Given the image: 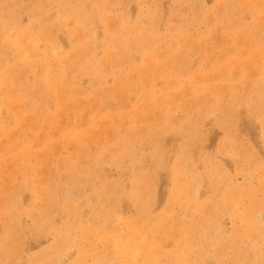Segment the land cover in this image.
Returning a JSON list of instances; mask_svg holds the SVG:
<instances>
[{
	"label": "bare ground",
	"instance_id": "obj_1",
	"mask_svg": "<svg viewBox=\"0 0 264 264\" xmlns=\"http://www.w3.org/2000/svg\"><path fill=\"white\" fill-rule=\"evenodd\" d=\"M52 1L55 2L58 16L52 24H43L41 20L44 10L42 5H51L50 0H40L37 10L32 7L28 8L34 14L37 12V15L35 14L25 27H18L16 18L0 21V110H6V118L0 117V139L8 136L6 132L9 131L12 118L18 124L26 121L30 126L28 129L36 132L43 125H51L53 116H57L62 106H64L66 111L87 108L90 111L89 116L93 117L97 110H103L104 108L101 99L103 94V97L124 101L126 95L129 94V87L132 85L141 87L143 91L147 89L143 94V99L147 102L148 109L151 107L153 113L158 110L159 114L142 127L133 125L131 121H128L131 117L140 119L141 114L137 110L136 113L131 115L128 113L129 115L127 116L123 113H118L117 115L115 112L116 116L114 117L108 116L105 112L104 116L98 118V121L108 119V125L116 126L117 132L121 130L120 128L123 129L126 138L116 139L115 142L119 145V153L114 157V162L120 164V166L125 161L132 163L133 173L128 188L119 182L109 183L107 180L99 178V188L88 190L89 192L84 196L85 201L82 205L79 204L73 198L74 195L71 194V191L91 184L95 173V168L92 166L93 156L88 152L79 159L72 158L70 162L62 164L59 169H62L67 174L64 181L60 180L58 172H45L46 170L44 169L45 171L42 170L44 173H41L35 170L31 163L28 165L30 167L28 170L26 167L18 170L21 174V179L11 180L8 182V188L0 189V264H17L19 259L21 248L16 243L15 238L20 232L18 217L21 212L20 198L23 192H28L32 196V202L25 213L31 217L39 232L45 233L46 229L51 227L50 220L56 212L64 214L68 218L62 228H50L55 233L54 243L50 251L41 254V257H43L41 262L37 263L36 259L30 258L28 264H56L55 255L60 251V245L64 246L66 243L64 239L72 238L74 241L83 236L87 238L90 236L106 247V253L102 250L94 258L92 256L95 262H99L100 257L112 255L114 257L113 261H116L117 256L120 257L114 264H147L149 259L155 256L156 250L160 248V242L164 239L163 237L172 238L175 236L173 243L174 247L177 248L175 255L178 258V262L182 264H199L198 256L204 250L201 248L196 253L193 249V246H195L194 239L190 236H193V233H195V230L199 228L202 222L208 226L212 224L213 220H209L208 214L212 213L215 216L217 208L220 207L222 201H225L223 204H226L227 201L233 200L234 205L238 206V198L242 187L223 186L225 189L221 196H218V181L208 179L211 187L215 188L213 195L206 203L210 204L208 214L206 212L205 217H193L200 209L196 205L197 198L194 196L193 191L198 184V176L194 168L188 165L187 152L190 150V134L193 137L199 135L197 122L192 121L189 117H181L175 121L174 116L167 109L169 107H178L183 112H190L196 109L206 114L218 111L223 112L224 110L228 118L219 123L225 124L229 122V116L231 114L234 115V107L243 104L249 108V111L258 110L256 113L258 118L261 119L264 129V79L260 82L255 80L257 83L254 84L247 83L242 79L243 77L231 78L228 76L227 78L215 77L216 81L214 83H208V72H212L215 69L216 71H221L215 66V59L209 57V55L204 60L207 63V68L196 69L192 72L193 74L197 72L194 76H188L184 82H179L180 85L184 83V85L190 86V89H183L182 87L173 89L172 80L175 78L172 75L175 71L174 69L185 65L186 60L192 54L202 53L204 50L207 52L210 46H222L223 35H228L235 44L243 43L245 45L255 42L257 31L259 29L260 31L264 30V0L241 2L242 6L256 12L254 16L255 23L248 27L230 22L223 25L215 17V21L218 22L213 28L216 29L217 35L213 39L202 38L203 36L195 39L186 33H182V29L177 27L172 29V37L170 39H163L155 34V18H152L141 30L137 31L134 27L127 26V17L123 15L115 18L109 17L106 14V0H92L93 2L87 4H82L77 0ZM16 5L17 2L15 0H8L4 10L8 12ZM221 12L223 14L234 13V5L230 2L226 3ZM93 18H99L106 26L105 41L96 42L102 49L103 56L98 61V67L93 70V74L102 81L104 77L101 73H103L102 70H105L107 75L114 77V81L109 88H105L103 91H101V88H94V92L89 98V101H92L86 104L87 99L76 100L74 98L75 94L83 97L84 94L74 87L73 76L70 74L76 75L91 70L87 65V59L92 56L90 49L91 44H94L91 36H89ZM68 19L74 20L72 29H65L64 22ZM15 28V35L12 36L11 34H14ZM52 30L65 31L70 44L68 53H60L57 42L52 38ZM9 50L11 51V57L8 56ZM133 52L138 53L141 57L138 63H135L131 58ZM241 63L243 66V62ZM117 71H119V74L115 76ZM223 71H226V69ZM28 75L33 76L32 80L27 81L25 79ZM66 75H69V77ZM198 75H203L202 77H204L202 88H196L193 84L197 81ZM160 79H163L166 85L157 90H151L152 83ZM224 96H226L225 99H223ZM182 99L184 100L183 102ZM165 105H167L166 108H163ZM51 106L56 111L53 116L49 110ZM27 114H31V118H28ZM56 119L59 118L56 117ZM60 119L64 120L61 117ZM62 126L63 124L60 125V127ZM174 129L179 131L182 141L178 147L180 154L171 170L173 188L168 195L167 209L160 215L152 216L149 208L152 204L153 173L151 170L147 171L143 167L141 168L146 159L139 158L137 153L131 151L132 148L130 146L134 145L135 142H140L144 147L150 146L152 143L153 152L148 157L154 158V155L160 152L158 144L161 139V133ZM89 133H86L87 136ZM70 135L72 134H69L68 131L66 143H74L70 141L77 140L82 143L81 140L84 139L78 138L79 135L77 134ZM101 135L103 136V134ZM95 137L97 138L98 136ZM38 143L40 142L38 141ZM5 146L3 154L11 155L13 149L10 147H12V144L7 143ZM37 147H24L18 158H21L23 163L28 160L32 161L37 156L35 154L39 152L34 153L31 149H36ZM69 147L73 148L72 144ZM101 151L106 152V149ZM244 154L246 161L249 162L252 159L255 162L252 152L247 151ZM12 157L8 156V159ZM161 164H163L162 159L160 161ZM46 165H49V163ZM213 170L218 169L213 167ZM11 173L14 175V172ZM5 178L3 179L4 181L8 179ZM260 179H264V174H262ZM226 182L227 180L223 183ZM62 185L66 186V191L60 195L57 186ZM118 191L120 193L126 191L125 193L131 199H134L133 204L136 206V216L127 222H121L116 211V203L119 198L117 196ZM251 191L250 188H247L245 194L250 197L252 195ZM260 191H262L263 195L261 200L256 202L252 197L249 198L252 205L251 211L234 213V220L238 222V227L233 233L235 238L234 240L228 239L226 241V246L230 252L229 261L231 264H248L254 259H260L262 261L261 264H264V222L254 214L256 210L258 211L257 214L264 211V188L262 186H260ZM190 203L192 208L187 209ZM104 206H110V210H104ZM172 206H177L175 212L171 211ZM83 207H90L94 210L92 216L96 224H86L81 221L79 212ZM187 212L191 216V220L187 219ZM200 213L202 214V210ZM117 223L127 227L128 234L126 237L115 226ZM177 231H181L182 234ZM207 233L208 230L203 231L202 228L197 232L198 235L202 234V237L204 236L205 238ZM157 234L161 237L157 238ZM238 240L243 241L246 245L242 246V248L238 247ZM221 247L222 245L217 244L214 249L216 248L219 251L222 249ZM123 254L130 257V260L128 258L129 262L126 263L123 260L121 257ZM179 255L184 256V258H179ZM93 259L91 260L93 261ZM88 260H90V257Z\"/></svg>",
	"mask_w": 264,
	"mask_h": 264
},
{
	"label": "rangeland",
	"instance_id": "obj_2",
	"mask_svg": "<svg viewBox=\"0 0 264 264\" xmlns=\"http://www.w3.org/2000/svg\"><path fill=\"white\" fill-rule=\"evenodd\" d=\"M77 1L82 4L93 2L92 0ZM106 1V14H108L109 17L115 18L123 15L127 17V26L134 27L137 31L141 30V28H143L152 18H155V34L163 39H170L172 37V29L176 27L181 28L182 33H186L195 39L199 36H203L202 38L207 37L213 39L217 35L216 29H214L213 26L217 25L218 21L223 25L230 22L243 27H248L255 23L254 16L256 12L250 11L242 6L243 1L248 0ZM15 2H17V5L12 7L10 11L6 12L4 8L8 4V0H0V21L16 18L18 20V27H25L29 24L34 15H37V12L34 14V12L30 11L28 8L32 7L37 10L39 8L40 0H15ZM228 2L234 5V13L229 12L223 14V12H221L223 6ZM50 3L51 5L49 6L42 5L44 10L41 20L43 24L46 25L52 24V22L58 17L55 2L50 0ZM215 17H217L218 21H215ZM188 23L189 25L186 26ZM64 26L65 29H72L74 27V20L68 19L64 22ZM15 30L16 28L13 31L14 34H11L12 36L15 35ZM105 34V24L101 22L99 18H93L89 36H91V40L94 41V44H91L90 49L92 51V56L87 59V65L91 68V70H88L85 73L81 72L76 75L70 74L73 76L72 79L74 87L84 94V97L82 95L75 94L74 98L76 100L87 99L85 102L86 104L91 103L92 100L89 101V98L94 92V88H101V91H103L105 88H109L114 81V77L107 75L105 70H102L103 73H101L104 77L102 78L103 80L101 79L102 81H100L98 77L93 74V70L98 67V61L103 56V51L96 44V42H104ZM51 35L57 42L60 48V53L66 54L70 51L69 40L64 30H52ZM222 37V46H210V49L207 52L204 50L202 53L199 52L197 54H192L189 59L186 60L185 65L174 69L175 71L172 75L173 78H175L172 80L173 89L179 87H182L183 89H190V86L184 85V83L180 85L179 82H184L188 76H194L197 72L195 74L192 72L196 69L207 68V63L204 60L208 55L209 57L215 59V66L221 70L216 71L215 69L212 72H208V83H214V81H216L215 77L227 78L228 76L231 78L243 77L242 79L247 83L254 84L257 83L255 80L260 82L264 79V30L260 31L259 29L257 31L256 41L245 45L243 43L235 44L228 35H223ZM8 56L11 57L10 50L8 51ZM131 58L135 63H138L141 59L140 55L136 52L131 54ZM234 60L235 62H233ZM241 62H243V66ZM222 69H226V71H223ZM118 74L119 71L116 72L115 76ZM202 76L203 75H198L196 82L191 80L194 82L193 84L196 88L203 87L204 77ZM67 77H69V75ZM32 78V75H28L25 79L30 81ZM152 84L153 86H151V90H157L163 85H166V82L163 79H160ZM146 91L147 89L143 91L141 87L132 85L129 87V94L126 95L124 101L103 97V94L101 99L104 108L103 110H97L93 117L89 116L90 111L87 108H78L66 111L64 106H62V109L60 110L61 112L59 111L56 116L59 119H56V117L53 116V114L56 113L55 108L51 106L49 110L50 114L53 116V123L51 125L47 124L41 126L42 128L36 130V132L35 130L31 131V129H28L30 126L26 121L18 124L16 120L11 117L12 119L9 131L6 132L8 138L5 136L0 139V189L8 188V182L11 180H20L21 174L18 170L23 167H26L28 170L30 168L28 166L29 163H31L35 170H38V172L41 173L45 170V172H58L60 180L64 181L66 180L67 174L62 169H59L62 164L70 162L72 158L79 159L80 157H83V154L86 155V152L93 156L92 166L95 168V173L93 174L91 184L85 187L75 188L71 191V194L74 195L73 198H75L79 204L82 205L85 201L84 196H86L89 192L88 190H96L99 188V178H103L109 183L119 182L128 188L131 181V175L133 173L132 163L130 161H125V163H122L120 166V164H116V162H114V157L119 153V145L115 141L116 139L120 140L122 137H125L123 129L119 127L121 130L117 132L116 126L113 127L114 125H108V119L98 121V118L104 116L105 112L108 116L114 117L116 116L115 112L117 115L118 113H123L127 116L129 114L131 115L132 113H136L137 110L141 114L140 119H134L131 117L128 121H131L132 124L136 126H144L148 123V121L151 122L152 119L156 118L159 114L158 110L153 113L151 107L148 109L147 102L143 99V94ZM225 98L226 96L223 97V99ZM183 101L184 100L182 99V102ZM166 106L167 105L163 106V108H166ZM167 110H169V112L174 116L175 121L179 120L181 117H189L192 121L197 122L199 135L197 137H193L190 134V150L187 152L188 165L194 168L198 176V184L194 187L193 191L194 196L197 198V202L195 200L196 205L200 209L193 215V217H205L206 212L208 214L210 204L206 203L215 190V188L211 187L208 179L218 181V196H221L223 190L225 189L223 186L229 185L242 187L240 197L238 198V206L234 205L233 200L227 201L226 204H223L225 201H222L220 207L217 208L215 216L212 213L208 214L209 220H213L212 224L208 226L206 223L202 222L199 228L195 230V233H193V236H190L194 239L195 246H193V249L195 252L197 253V251L201 248L204 250L200 252L198 256L199 264H231L229 261L230 252L226 246V241L228 239L234 240L235 238L233 233L238 227V222H235L234 220V213L239 211L243 213L251 211L252 205L249 198L252 197L253 200L257 202L263 197L262 191H260V186L264 188V182H262L264 179L261 180L260 178L262 174H264V129L261 124V119L258 118L256 113L258 110L249 111V108L243 104H239V106L234 107V115L231 114L229 116V122L225 124L219 123L228 118L227 113L224 110L223 112L218 111L207 114L203 112L201 113L196 109L190 112H183L178 107H169ZM26 116L31 118V114H27ZM0 117L6 118L5 109L0 110ZM60 117L64 120L60 119ZM197 118H199V120H197ZM124 120L126 121L125 118ZM91 121L93 123H89ZM62 124L63 126L60 127ZM67 130L69 131V134H77L79 135L78 138H84L82 140L80 139L82 143L79 140L70 141L74 143H66V136L68 135ZM82 130H86L87 132L83 131L81 134ZM86 133H89V135L87 136ZM101 134H103V136ZM95 136L98 137L96 138ZM38 141L40 143H38ZM181 141L182 136L177 129L162 132L161 139L158 144L160 152L159 154L154 155V158L148 157L153 152L152 143L150 146L147 145L144 147L140 144V142H135L134 145L130 146V148H132L131 151L137 153L139 158L146 159L141 168L143 167L144 170L147 171L151 170L153 173L152 182L154 186L151 197L152 204L149 208L152 216L160 215L168 207V195L170 190L173 188L171 170L180 154L178 147ZM36 142L39 145H37ZM7 143L12 144V147H10L13 149L11 155L3 154V149L6 148L5 145ZM71 144L73 148L69 147ZM97 144L101 147H98ZM26 146L28 148L38 146L36 149H31L34 153H40L35 154L37 156H35V159H32L33 162L28 160L23 163L21 158H18L20 157L19 154L22 149ZM83 149H85V151H83ZM102 149H106V152H102ZM247 151L252 152L255 162L252 161V159L249 162L245 160L244 153ZM8 156L13 157L8 159ZM161 159L163 164L160 165ZM48 163L49 165H46ZM9 166H11V168H9ZM213 167H216L218 170H213ZM11 172H14V175H12L13 173ZM3 176L4 178L6 177L5 179L8 178L9 180L7 179L4 181V178L1 179ZM226 180L227 182L223 183ZM5 184L6 186L4 187ZM65 187L66 186L64 185L57 186L60 195L61 193H65ZM247 188L252 190V195L250 197L245 194V190ZM125 192L120 193L118 191L117 194L119 198L116 203V211L121 219V222H127L136 216V206L133 204L134 199H131ZM31 202V194L23 192L20 198L21 212L18 217L20 232L15 238L16 243L19 244L21 248L17 264H28L30 258L36 259L37 263H40L43 258L41 257V254L43 252L50 251V248L54 243L55 233L50 228L60 229L64 225L66 219H68L64 214L57 212L54 213L50 220L51 227L47 228L45 233H41L37 230V227L33 223L31 217L25 213ZM172 207L171 211L175 212L177 206ZM104 208V210H110V206H104ZM191 208L192 205L190 203L188 204L187 209ZM201 210L202 214L200 213ZM93 212L94 210H92V208L83 207L79 212L81 221L86 224H96V222L93 221ZM257 212L258 211L256 210L254 214L264 222V211L258 214ZM186 217L191 220V216L188 212ZM115 226L125 237L127 236L128 229L126 226L119 225L118 223L115 224ZM200 228H202L203 231L208 230L206 238L204 236L202 237V234H197ZM177 232L182 234L181 231ZM83 237L77 238L74 241L72 238L64 239L66 240V243L64 246L60 245V251L55 255L57 261L56 264H114L118 261V259H120V257L117 256L116 261H113L114 257L112 255H106L104 257H100L99 262H95L93 259L94 256L101 253L102 250L106 253V247L103 246L102 243L96 242L90 236L89 238ZM159 237L161 236L157 234V238ZM163 238L164 239L160 242V248L156 250L155 256L151 258L153 260L149 259L147 264H182L181 262H178V258L175 255L177 249L174 247L173 243L175 236L172 238L164 236ZM237 243L240 248L246 245V243H243V241L240 240H238ZM217 244L222 245V249H220L221 251L216 250V248L214 249ZM193 255L195 254L193 253ZM89 257L90 260H88ZM121 257L126 263L130 260V257L124 254ZM178 257L184 258L182 255H179ZM91 259H93V261ZM261 263L262 261L260 259H254L248 264Z\"/></svg>",
	"mask_w": 264,
	"mask_h": 264
}]
</instances>
